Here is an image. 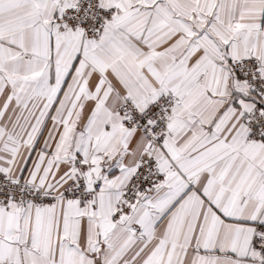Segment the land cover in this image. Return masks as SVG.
Wrapping results in <instances>:
<instances>
[{"label": "snow or ice", "instance_id": "1", "mask_svg": "<svg viewBox=\"0 0 264 264\" xmlns=\"http://www.w3.org/2000/svg\"><path fill=\"white\" fill-rule=\"evenodd\" d=\"M0 264H264V0H0Z\"/></svg>", "mask_w": 264, "mask_h": 264}]
</instances>
